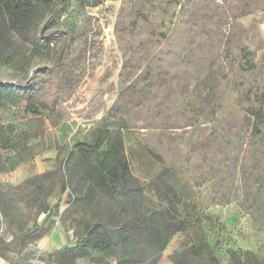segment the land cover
<instances>
[{
    "label": "rangeland",
    "instance_id": "1",
    "mask_svg": "<svg viewBox=\"0 0 264 264\" xmlns=\"http://www.w3.org/2000/svg\"><path fill=\"white\" fill-rule=\"evenodd\" d=\"M226 1L67 0L30 32L26 63L0 65V84L31 96L0 105L16 142L0 150V264H173L196 254L195 234L220 264L228 249L264 261V0ZM100 129L120 134L129 171L148 183L144 209L159 182L186 206L188 228L145 262L77 247L96 216L117 225L114 200L85 198L80 162L63 163Z\"/></svg>",
    "mask_w": 264,
    "mask_h": 264
},
{
    "label": "trees",
    "instance_id": "2",
    "mask_svg": "<svg viewBox=\"0 0 264 264\" xmlns=\"http://www.w3.org/2000/svg\"><path fill=\"white\" fill-rule=\"evenodd\" d=\"M234 1L227 0L226 3ZM54 4L59 5V11L66 8L67 0H0V65L12 68L29 60L26 49L27 43L31 42L30 32L46 16L52 17L56 13ZM222 10L223 5H217L214 14L220 17ZM64 47L57 56L56 69L66 58ZM21 100L30 104L31 96H23L0 84V105H13ZM254 115L257 120L263 117L259 110ZM11 133V127L0 124V150H12L16 146ZM63 134L65 137L69 135L65 129ZM104 143L108 148L101 160L93 161V154H97ZM73 160L80 162L83 168L84 197L93 199L97 193H101L112 198L116 211L111 217L117 220L115 225L111 220L96 216V220L86 228V236L77 244L78 248H92L108 255L113 254L124 262H145L153 255L152 252L160 254L177 232L188 228L190 221L184 217L186 206L178 190L165 182L153 185L157 207L143 208V188L148 183H140L129 171L120 134L116 133L112 137L108 130H98L92 139L76 144L67 152L63 163L68 167ZM167 171L171 169L163 166L156 177L165 175ZM67 176L61 163L56 177L63 187ZM195 235L196 254L191 251L177 252L170 258L172 263L197 264L202 260L203 264H220L203 238ZM136 242L141 244V248L136 247ZM226 253L229 264H264L251 252L228 249Z\"/></svg>",
    "mask_w": 264,
    "mask_h": 264
},
{
    "label": "crops",
    "instance_id": "3",
    "mask_svg": "<svg viewBox=\"0 0 264 264\" xmlns=\"http://www.w3.org/2000/svg\"><path fill=\"white\" fill-rule=\"evenodd\" d=\"M34 183H35V181H34V180H31V181H30V184H26V187H31V186L34 185Z\"/></svg>",
    "mask_w": 264,
    "mask_h": 264
},
{
    "label": "bare ground",
    "instance_id": "4",
    "mask_svg": "<svg viewBox=\"0 0 264 264\" xmlns=\"http://www.w3.org/2000/svg\"><path fill=\"white\" fill-rule=\"evenodd\" d=\"M43 244V242L41 243V245ZM44 246V245H43Z\"/></svg>",
    "mask_w": 264,
    "mask_h": 264
}]
</instances>
